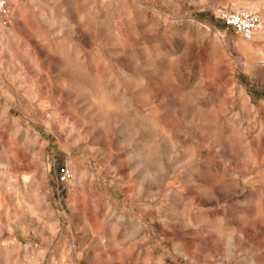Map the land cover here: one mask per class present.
I'll list each match as a JSON object with an SVG mask.
<instances>
[{"label": "rangeland", "instance_id": "1", "mask_svg": "<svg viewBox=\"0 0 264 264\" xmlns=\"http://www.w3.org/2000/svg\"><path fill=\"white\" fill-rule=\"evenodd\" d=\"M0 264H264V0H2Z\"/></svg>", "mask_w": 264, "mask_h": 264}, {"label": "built area", "instance_id": "2", "mask_svg": "<svg viewBox=\"0 0 264 264\" xmlns=\"http://www.w3.org/2000/svg\"><path fill=\"white\" fill-rule=\"evenodd\" d=\"M2 0H0V3ZM218 17L224 20L228 25L232 26L236 33L244 38H251L261 28V18L257 12L248 9H220ZM71 175L70 169L62 170V179H66Z\"/></svg>", "mask_w": 264, "mask_h": 264}, {"label": "bare ground", "instance_id": "3", "mask_svg": "<svg viewBox=\"0 0 264 264\" xmlns=\"http://www.w3.org/2000/svg\"><path fill=\"white\" fill-rule=\"evenodd\" d=\"M258 7V6H257ZM263 29V28H262ZM228 119V118H227ZM124 125V124H123ZM144 126V125H143ZM124 127V126H123ZM232 128V127H231ZM230 128V129H231ZM125 129V128H124ZM156 136V135H155ZM246 138V137H245ZM245 140V139H244ZM143 145V144H142ZM142 153V152H141ZM137 155V154H136ZM161 155V154H160ZM151 156V155H150ZM147 157V156H146ZM140 159V158H139ZM158 161H159V159H158ZM139 163H140V161H138ZM157 162V161H156ZM253 162V161H252ZM138 163V164H139ZM145 164V163H144ZM145 166V165H144ZM148 169V168H147ZM147 169H145L144 170V172L146 173V174H148V170ZM157 170V169H156ZM143 172V171H142ZM149 175V174H148ZM23 179H26V178H24L23 177ZM24 182L26 181V180H23ZM28 182V181H27ZM256 189V188H255ZM27 189H25L24 188V190L23 191H26ZM204 226V225H203ZM202 228V227H201ZM206 228V227H205ZM216 233V232H215ZM225 237V236H224ZM227 237V240H228V244H230V245H232V243H233V238H232V236L231 235H229V236H226ZM250 258V257H249Z\"/></svg>", "mask_w": 264, "mask_h": 264}]
</instances>
